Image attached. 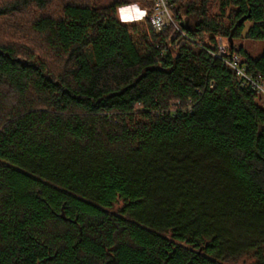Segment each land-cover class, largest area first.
Wrapping results in <instances>:
<instances>
[{
    "label": "trees",
    "instance_id": "trees-1",
    "mask_svg": "<svg viewBox=\"0 0 264 264\" xmlns=\"http://www.w3.org/2000/svg\"><path fill=\"white\" fill-rule=\"evenodd\" d=\"M93 1L0 0V264H264V0Z\"/></svg>",
    "mask_w": 264,
    "mask_h": 264
},
{
    "label": "built area",
    "instance_id": "built-area-1",
    "mask_svg": "<svg viewBox=\"0 0 264 264\" xmlns=\"http://www.w3.org/2000/svg\"><path fill=\"white\" fill-rule=\"evenodd\" d=\"M149 12V22L155 31L165 29L169 24H173L170 4L168 0H149L146 8ZM202 45L206 46L210 54L227 66H229L241 81V85L255 90L260 95V102L264 108V81L259 75H254L247 71L245 57L237 51V45L231 42L229 37L222 34L213 36V42L207 35V40H203Z\"/></svg>",
    "mask_w": 264,
    "mask_h": 264
},
{
    "label": "crops",
    "instance_id": "crops-1",
    "mask_svg": "<svg viewBox=\"0 0 264 264\" xmlns=\"http://www.w3.org/2000/svg\"><path fill=\"white\" fill-rule=\"evenodd\" d=\"M113 1L118 0H109L104 3V5L111 4ZM130 7V8H128ZM127 8V9H125ZM146 5L145 0H138L136 2L125 4L117 7V15L121 22L124 23H133L143 21L146 15Z\"/></svg>",
    "mask_w": 264,
    "mask_h": 264
},
{
    "label": "rangeland",
    "instance_id": "rangeland-1",
    "mask_svg": "<svg viewBox=\"0 0 264 264\" xmlns=\"http://www.w3.org/2000/svg\"><path fill=\"white\" fill-rule=\"evenodd\" d=\"M106 1H109V0H94L93 1V5L97 6V7L98 6H103ZM118 1H126V2H128L130 4V3L136 2L138 0H118ZM145 5H146V7H148L149 0H145ZM128 8H130V7H128ZM125 9H127V8H125ZM207 35L208 34H206L204 36L203 40H207ZM234 43L236 45H242L243 48L253 57L258 56L261 53V51L263 49V46H264V43L262 41L250 40V39H245V38L235 39ZM248 263H249V259L245 258V259H240L237 262H233L231 264H248Z\"/></svg>",
    "mask_w": 264,
    "mask_h": 264
},
{
    "label": "water",
    "instance_id": "water-1",
    "mask_svg": "<svg viewBox=\"0 0 264 264\" xmlns=\"http://www.w3.org/2000/svg\"><path fill=\"white\" fill-rule=\"evenodd\" d=\"M245 18H246V16H242V17L239 19V21L241 22V21L245 20Z\"/></svg>",
    "mask_w": 264,
    "mask_h": 264
}]
</instances>
